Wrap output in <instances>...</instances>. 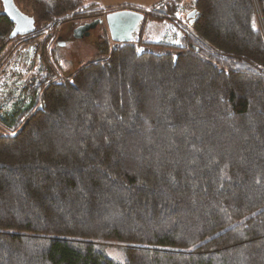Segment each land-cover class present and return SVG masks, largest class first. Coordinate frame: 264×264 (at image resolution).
I'll return each mask as SVG.
<instances>
[{"label":"trees","instance_id":"1","mask_svg":"<svg viewBox=\"0 0 264 264\" xmlns=\"http://www.w3.org/2000/svg\"><path fill=\"white\" fill-rule=\"evenodd\" d=\"M13 2L34 32L0 14L4 54L62 19L143 21L68 76L46 45L24 58L0 111V264H264V0ZM153 23L179 46L142 41Z\"/></svg>","mask_w":264,"mask_h":264},{"label":"rangeland","instance_id":"2","mask_svg":"<svg viewBox=\"0 0 264 264\" xmlns=\"http://www.w3.org/2000/svg\"><path fill=\"white\" fill-rule=\"evenodd\" d=\"M131 1L134 4H141V6H136L134 4H129L128 6L133 5L132 7L146 10L158 0ZM188 1L189 0H183V7H186ZM105 14L106 13L101 15L102 19ZM181 16L182 15H180V17ZM185 16L186 14L182 16L183 19ZM96 18L62 19L50 32L43 34L38 39L28 42L27 45H25L24 42L22 43L23 40L21 41V39L14 40V48L12 46L13 50L11 54L8 53V55L0 52V111L6 110L18 99V93L31 75L28 66L24 63V58L38 59L41 55L40 53L43 45H46V48L49 47L51 50L55 49L56 62L62 71V75L65 76L71 75L77 69L92 62L96 56L100 55L99 52L102 47V39L108 40L109 49H116L118 46H112L104 20L102 24H99L95 29L90 31L87 38L79 40L73 37L74 29L90 23L96 20ZM181 22H183V20ZM174 35H176V30L171 25H157L153 23L146 27L142 41L151 42L153 40L164 46L172 45L177 42V38ZM61 44L63 45L59 46ZM15 74H20V78L15 77ZM13 90H15V92H13Z\"/></svg>","mask_w":264,"mask_h":264},{"label":"water","instance_id":"3","mask_svg":"<svg viewBox=\"0 0 264 264\" xmlns=\"http://www.w3.org/2000/svg\"><path fill=\"white\" fill-rule=\"evenodd\" d=\"M2 11L1 15L5 16L13 25L10 38L24 37L34 32V20L21 13L15 6L13 0H0ZM193 12L187 15V19L193 17ZM143 21V15L130 10H121L105 15L109 38L114 47L125 45L132 42L133 34L136 33ZM102 23L101 19L93 20L90 23L77 27L73 31L75 39L87 38L90 31ZM176 46H179L181 33H177ZM63 44L59 45L62 46Z\"/></svg>","mask_w":264,"mask_h":264},{"label":"crops","instance_id":"4","mask_svg":"<svg viewBox=\"0 0 264 264\" xmlns=\"http://www.w3.org/2000/svg\"><path fill=\"white\" fill-rule=\"evenodd\" d=\"M85 1H87L88 3L98 5L102 9L134 4L131 0H85ZM134 5L141 6V4L139 5V3L138 4L135 3Z\"/></svg>","mask_w":264,"mask_h":264},{"label":"flooded vegetation","instance_id":"5","mask_svg":"<svg viewBox=\"0 0 264 264\" xmlns=\"http://www.w3.org/2000/svg\"><path fill=\"white\" fill-rule=\"evenodd\" d=\"M121 10H124V9H119V10H115V11H111V12H108V11H107L105 15L110 14V13H113V12L121 11ZM130 11H131V10H130ZM105 15H104V17H105ZM101 20H102V23H103L104 18L101 19ZM102 23H101V24H102ZM104 23H105V22H104ZM105 25H106V24H105ZM139 29H140V28H139ZM138 31H139V30H138ZM138 31H137V32H138ZM137 32H136V33H137ZM136 33L133 34V37H132L133 40H132V41H134V37H135ZM111 43H112V42H111ZM112 46L114 47V44H113V43H112ZM113 47H112V48H113Z\"/></svg>","mask_w":264,"mask_h":264}]
</instances>
